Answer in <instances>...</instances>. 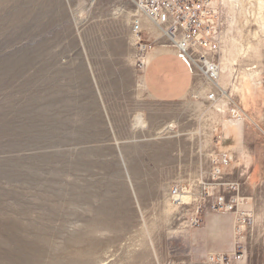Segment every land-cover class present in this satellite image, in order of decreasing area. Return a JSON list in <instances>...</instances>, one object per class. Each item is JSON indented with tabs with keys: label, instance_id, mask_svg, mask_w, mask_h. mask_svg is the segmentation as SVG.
Wrapping results in <instances>:
<instances>
[{
	"label": "rangeland",
	"instance_id": "rangeland-1",
	"mask_svg": "<svg viewBox=\"0 0 264 264\" xmlns=\"http://www.w3.org/2000/svg\"><path fill=\"white\" fill-rule=\"evenodd\" d=\"M231 3L212 0L213 56L241 40L233 83L191 57L190 90L161 101L143 65L178 48L135 0H0V264H264V3Z\"/></svg>",
	"mask_w": 264,
	"mask_h": 264
},
{
	"label": "built area",
	"instance_id": "built-area-1",
	"mask_svg": "<svg viewBox=\"0 0 264 264\" xmlns=\"http://www.w3.org/2000/svg\"><path fill=\"white\" fill-rule=\"evenodd\" d=\"M138 11L145 14L154 22L161 25L165 35L174 39L179 47V53L190 61L195 59H208L209 65H204L201 73L209 81L217 80L219 63L214 58L220 45L219 24L216 21V8L210 4L211 0H135ZM133 31L137 34L142 31L139 20L133 24ZM144 51V49H143ZM190 58V59H189ZM192 61V60H191ZM216 89L208 93L207 98L216 100ZM231 157L227 153L213 156V169L219 179H224L222 168L230 164ZM228 190L238 188L237 181L225 182ZM182 189L175 186L171 189V197L175 202L181 203ZM234 200L227 201L225 195L215 198L210 207L214 210L223 208L226 211L233 209ZM241 243H236V248H241ZM241 250H235V259H242Z\"/></svg>",
	"mask_w": 264,
	"mask_h": 264
},
{
	"label": "crops",
	"instance_id": "crops-1",
	"mask_svg": "<svg viewBox=\"0 0 264 264\" xmlns=\"http://www.w3.org/2000/svg\"><path fill=\"white\" fill-rule=\"evenodd\" d=\"M195 76L191 62L174 47L153 51L143 65L142 83L161 101L181 99L192 87Z\"/></svg>",
	"mask_w": 264,
	"mask_h": 264
},
{
	"label": "bare ground",
	"instance_id": "bare-ground-1",
	"mask_svg": "<svg viewBox=\"0 0 264 264\" xmlns=\"http://www.w3.org/2000/svg\"><path fill=\"white\" fill-rule=\"evenodd\" d=\"M229 2H232L231 4L235 6H237V3L240 2V0H228ZM263 3H264V0H257V4H256V7H257V10H260L263 6ZM211 6L213 7L212 5V0L210 2ZM214 8V7H213ZM231 8H232V5H231ZM237 8V7H236ZM233 9V8H232ZM263 9H264V6H263ZM261 13V12H260ZM149 18V17H148ZM150 19V18H149ZM150 21H152L156 26H158L159 28H161L164 32V29L161 25H159L158 23L154 22L152 19H150ZM165 34V32H164ZM229 33H227V38H225L227 40V44H228V49H230V52H228V49L227 51H225L224 49V55L222 56V68H221V71H220V66H219V73H218V76H217V80L218 82L220 81V84L223 85L225 88L228 87L229 85H231L232 82V75L233 74V71L235 70L234 69V66H233V62L235 60V56L238 54L239 52V49L242 47V43L240 42L241 40H238V39H234L232 37H230L228 35ZM137 36V35H136ZM168 37V36H167ZM169 40L174 44L176 45L175 41L173 38L171 37H168ZM176 47L179 49V47L176 45ZM193 60V59H192ZM194 62V61H193ZM203 65V66H202ZM202 67L200 68L202 71L205 70V66L204 65H209L208 67H210V63L208 60L206 61H203L202 63ZM235 72V71H234ZM221 76V78L219 77ZM220 80H219V79ZM243 78L245 79V81L248 79V77L246 75H243ZM217 80H213V82H215V84L219 85V83H217L216 81ZM244 82V81H243ZM249 83V82H248ZM246 83V85L248 84ZM234 85V84H233ZM235 87V86H234ZM234 90V89H233ZM219 108L223 109V112H227L228 109H230L228 103H227V100L223 99L220 104H219ZM136 123L139 124V125H143V119L142 117H138L136 119ZM170 126H168L169 128ZM184 196V195H183ZM185 197V196H184ZM181 199V197H180Z\"/></svg>",
	"mask_w": 264,
	"mask_h": 264
}]
</instances>
